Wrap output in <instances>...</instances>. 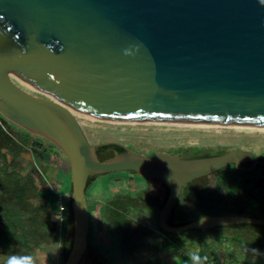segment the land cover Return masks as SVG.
Instances as JSON below:
<instances>
[{"label":"water","instance_id":"water-1","mask_svg":"<svg viewBox=\"0 0 264 264\" xmlns=\"http://www.w3.org/2000/svg\"><path fill=\"white\" fill-rule=\"evenodd\" d=\"M69 108L111 121L264 125V0H0V115L69 163L73 229L63 264H77L87 246L90 175L135 171L164 183L157 222L166 233L264 225L246 215L168 223L183 185L251 161L252 151L144 155L92 144ZM106 143L124 151L100 160Z\"/></svg>","mask_w":264,"mask_h":264},{"label":"trees","instance_id":"trees-1","mask_svg":"<svg viewBox=\"0 0 264 264\" xmlns=\"http://www.w3.org/2000/svg\"><path fill=\"white\" fill-rule=\"evenodd\" d=\"M35 140L29 131L0 115V264H8L11 258L36 260L40 250L48 254L53 251L64 262L70 251L73 229L70 197L65 203V218L59 232L54 229L57 217L54 194L37 163L32 162L24 172L17 167L20 157L31 159L30 148ZM123 151L117 143H106L96 148V155L103 160ZM189 152L198 153H186ZM253 157L238 167L231 163L183 185L168 223L179 226L208 215L264 219V153ZM96 176H88L86 197ZM164 187L165 193L161 195L150 192L148 187L116 191L98 207L105 231L117 242L127 264H196V260L203 264H248L250 259L253 264H264L263 224L231 223L174 234L160 229L158 222L151 224L152 219L150 223L143 220L144 214H138L141 210H160L168 193ZM68 191L71 193V185ZM178 246L183 247V255L172 260L171 250ZM77 264L115 262L98 246L87 242Z\"/></svg>","mask_w":264,"mask_h":264},{"label":"rangeland","instance_id":"rangeland-1","mask_svg":"<svg viewBox=\"0 0 264 264\" xmlns=\"http://www.w3.org/2000/svg\"><path fill=\"white\" fill-rule=\"evenodd\" d=\"M17 88L39 98L55 100L51 95L41 90L29 87ZM75 117L92 144L114 141L144 155L161 151L172 154H185L188 151L214 153L221 148L250 150L256 156L264 153V129L261 128L198 126L161 122L110 123L98 121L90 117L78 115ZM9 122L21 128L17 124ZM31 134L36 138L34 146L30 148L31 159L20 157L17 167L24 172L25 169L28 170L32 162H36L37 166L45 173L46 165L53 164L59 170H64L66 175H69L67 181H64V177L61 174L57 175L61 189H68L70 185L69 163L63 153L45 137ZM44 173L43 177L46 176ZM126 175L131 176L129 185L125 181ZM138 177L142 179H138ZM91 184L92 187L90 186L91 188L87 193L88 197H86L89 213L87 242L98 246L115 264H127L120 254L117 242L105 231L103 223L97 214L98 207L113 192L123 191L124 189L135 191L148 187L150 192L155 193L157 191V194L161 195V193H165V184L140 173L133 174L129 171H117L110 174L98 175L93 179ZM47 186L50 189V186ZM138 214L139 216L144 214V219H142H146L145 221L148 223H150V219H152L151 224L157 223L158 212L156 210H141ZM183 250L182 246L171 250V259L177 260L180 258L183 255ZM49 253L40 250L37 253L36 260H18V264H63L60 256L53 254V251ZM253 262V259L247 260L248 264H253Z\"/></svg>","mask_w":264,"mask_h":264},{"label":"bare ground","instance_id":"bare-ground-1","mask_svg":"<svg viewBox=\"0 0 264 264\" xmlns=\"http://www.w3.org/2000/svg\"><path fill=\"white\" fill-rule=\"evenodd\" d=\"M29 88H34L37 90H41L37 87H29ZM42 92L50 95L48 92L41 90ZM52 96V95H51ZM53 97V96H52ZM54 98V97H53ZM69 110L71 111V113L76 116H83V117H90L92 119L98 120V121H102V122H110V123H122V122H139V123H143V122H161V123H169V124H183V125H202V126H236V127H247V128H261L264 129V125H243V124H224V123H204V122H172V121H111V120H106V119H102V118H98L95 116H91L88 114H85L84 112L78 111L76 109L73 108H69Z\"/></svg>","mask_w":264,"mask_h":264},{"label":"crops","instance_id":"crops-1","mask_svg":"<svg viewBox=\"0 0 264 264\" xmlns=\"http://www.w3.org/2000/svg\"><path fill=\"white\" fill-rule=\"evenodd\" d=\"M46 170H45V173L41 170V168H40V170H41V172H42V174L44 173L46 176H45V183H47V185H49V186H52V187H55L56 189H61V185L59 184V181H58V179H57V175H59V174H61V176H63L64 177V181H67L68 180V178H69V175L67 174L66 175V173H65V171L64 170H59L58 168H57V166H55V165H53V164H47L46 165ZM44 168V169H45ZM47 173V174H46ZM47 178V179H46ZM66 178V179H65ZM125 181L127 182V185H129V179L131 178V176H129V175H126L125 176ZM91 187H92V185H91ZM91 187H89V189L91 188ZM89 189H88V192H89ZM68 190V189H67ZM124 191V190H123ZM126 191V190H125ZM118 192H120V191H118ZM56 217V216H55ZM55 221H56V223H54V229L55 230H58V218L56 217L55 218ZM59 249H60V240H59V242H58V244H57V246H56V250L57 251H59ZM110 255V254H109Z\"/></svg>","mask_w":264,"mask_h":264},{"label":"built area","instance_id":"built-area-1","mask_svg":"<svg viewBox=\"0 0 264 264\" xmlns=\"http://www.w3.org/2000/svg\"><path fill=\"white\" fill-rule=\"evenodd\" d=\"M50 190L54 194L56 213L58 218V231L60 232L62 222L65 218V203L70 197V193L67 189H56L50 186ZM196 264H203L200 261L196 260Z\"/></svg>","mask_w":264,"mask_h":264},{"label":"clouds","instance_id":"clouds-1","mask_svg":"<svg viewBox=\"0 0 264 264\" xmlns=\"http://www.w3.org/2000/svg\"><path fill=\"white\" fill-rule=\"evenodd\" d=\"M8 264H18V261L15 258H11Z\"/></svg>","mask_w":264,"mask_h":264},{"label":"snow or ice","instance_id":"snow-or-ice-1","mask_svg":"<svg viewBox=\"0 0 264 264\" xmlns=\"http://www.w3.org/2000/svg\"><path fill=\"white\" fill-rule=\"evenodd\" d=\"M138 179H142L141 177H138Z\"/></svg>","mask_w":264,"mask_h":264},{"label":"flooded vegetation","instance_id":"flooded-vegetation-1","mask_svg":"<svg viewBox=\"0 0 264 264\" xmlns=\"http://www.w3.org/2000/svg\"><path fill=\"white\" fill-rule=\"evenodd\" d=\"M189 153H192V152H189Z\"/></svg>","mask_w":264,"mask_h":264}]
</instances>
